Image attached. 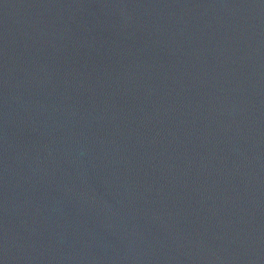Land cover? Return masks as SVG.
Masks as SVG:
<instances>
[{
	"label": "water",
	"instance_id": "1",
	"mask_svg": "<svg viewBox=\"0 0 264 264\" xmlns=\"http://www.w3.org/2000/svg\"><path fill=\"white\" fill-rule=\"evenodd\" d=\"M0 264H264V0H0Z\"/></svg>",
	"mask_w": 264,
	"mask_h": 264
}]
</instances>
